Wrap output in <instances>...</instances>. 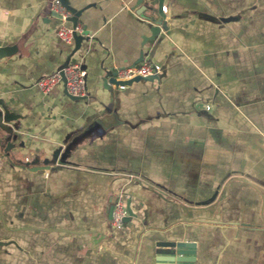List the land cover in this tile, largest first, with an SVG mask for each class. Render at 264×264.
<instances>
[{"label":"crops","instance_id":"obj_1","mask_svg":"<svg viewBox=\"0 0 264 264\" xmlns=\"http://www.w3.org/2000/svg\"><path fill=\"white\" fill-rule=\"evenodd\" d=\"M0 0V264H155L160 241L197 264H264V0ZM85 96L37 82L70 64ZM158 65L118 90V69ZM118 198L133 213L111 233Z\"/></svg>","mask_w":264,"mask_h":264},{"label":"built area","instance_id":"obj_2","mask_svg":"<svg viewBox=\"0 0 264 264\" xmlns=\"http://www.w3.org/2000/svg\"><path fill=\"white\" fill-rule=\"evenodd\" d=\"M51 10L59 17L62 25L58 30L59 39L67 46L73 47L77 37L84 36V27L80 24L68 27L65 25L72 13L63 4V0H53ZM164 13L167 9L164 7ZM161 73V67L158 65L144 64L139 67H130L118 69L115 71L114 87L120 91L126 90L137 78H149L158 76ZM87 72L81 64H70L61 72L40 79L37 82V88L43 95L51 93L59 84L66 81L68 93L77 98L85 96ZM129 216L128 209L122 198H118L113 205L111 233L116 234L124 230L126 218Z\"/></svg>","mask_w":264,"mask_h":264},{"label":"water","instance_id":"obj_3","mask_svg":"<svg viewBox=\"0 0 264 264\" xmlns=\"http://www.w3.org/2000/svg\"><path fill=\"white\" fill-rule=\"evenodd\" d=\"M164 1L165 0H155L152 3H148L145 8L144 12L149 13V15H142V18L146 19L147 21L151 22L153 25L152 33L153 35H158L162 32L163 28L167 25V15L164 13ZM143 0H140V3H143ZM63 4L68 10H71L69 5V0H63ZM56 15V14H54ZM57 18H59L56 15ZM83 41V37L76 38V47L77 49L80 47ZM10 50H2L0 51V59L9 56ZM115 77V74H114ZM111 79L112 84L116 81L115 79ZM158 76L149 77V78H156ZM148 78H137L133 81L136 82L138 80H143ZM64 83L66 81L64 80ZM132 85V84H131ZM67 94L74 98L79 99L77 97L71 96L68 91ZM127 209L129 212V216L126 218L125 222L127 223L130 221L131 217L133 216L130 203L127 204ZM113 213V206L110 210V217L112 219ZM157 250H156V257H155V264H197L196 259V244L191 242H177V241H160L157 243Z\"/></svg>","mask_w":264,"mask_h":264}]
</instances>
